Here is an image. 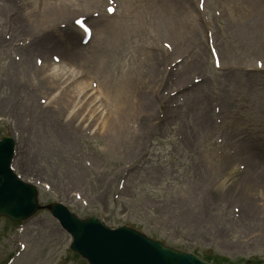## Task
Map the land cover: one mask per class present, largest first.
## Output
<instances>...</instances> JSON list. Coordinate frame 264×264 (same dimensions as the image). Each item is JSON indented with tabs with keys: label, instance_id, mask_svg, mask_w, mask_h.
Returning <instances> with one entry per match:
<instances>
[{
	"label": "rangeland",
	"instance_id": "rangeland-1",
	"mask_svg": "<svg viewBox=\"0 0 264 264\" xmlns=\"http://www.w3.org/2000/svg\"><path fill=\"white\" fill-rule=\"evenodd\" d=\"M111 1L115 28L104 35L117 40L112 67L123 63L140 75L153 105H139L129 134L117 142L103 136L107 105H100V120L84 123L71 147L19 137L13 115L0 107V138L10 133L16 153L26 143L30 156L27 171L16 173L39 184V205L59 202L79 218L127 225L200 258L264 263V0H140L139 18L124 17L125 0H99L72 17L95 33L100 23L89 18L104 17ZM1 31L10 36L7 23ZM166 43L169 59L148 70V51H166ZM6 63L0 57V98ZM20 159L15 154V166ZM252 171L262 181L245 185ZM220 194L211 205L209 197ZM70 241L48 210L17 223L0 218V264H87Z\"/></svg>",
	"mask_w": 264,
	"mask_h": 264
},
{
	"label": "bare ground",
	"instance_id": "bare-ground-1",
	"mask_svg": "<svg viewBox=\"0 0 264 264\" xmlns=\"http://www.w3.org/2000/svg\"><path fill=\"white\" fill-rule=\"evenodd\" d=\"M143 1L149 6L160 5L158 1ZM39 2L0 0V57L1 60H7L4 68L5 78L1 82V87H5L7 92L0 98V107L8 109L10 115H13L19 137L23 132L27 140L39 146H42L44 141V144L48 143L49 146L51 143H57L71 147L81 126L84 123H97L101 116L98 111L100 105H107L101 126L103 136L111 142L123 140L129 134L130 121L135 116L139 117V105H153L154 98L151 89L148 90L146 84L143 86L141 76L131 74L128 65L122 63L119 70L116 66L112 67L118 46L117 40L110 37L109 42L104 34L108 30L107 27L115 28L112 18L117 13L98 18V21L89 18L90 22H99L100 27L97 32L92 31L89 42L82 47L76 46V43L79 37L80 41L84 38V33L74 25L71 18L76 17L72 16L78 13L77 11L82 12L91 8L90 6L98 5L99 0ZM123 3L124 17H140V0H125ZM6 23L10 36H5L7 33L4 31L2 38L1 30ZM137 29L139 31V27ZM52 51H61L64 56L61 54L62 58H59L58 54ZM170 53L169 43L166 51H148V70L154 72L165 58L169 59ZM56 60L62 61L55 64ZM153 72L151 76L157 82L159 71L157 76L152 75ZM93 80L97 83L100 95L98 100L90 88ZM38 96L45 98L43 106H36L40 105L36 102ZM43 97H38L37 101H41ZM35 110L40 115L32 117ZM62 112L63 121L60 120ZM34 121L38 126L34 125ZM76 122L78 126H75ZM26 146L24 143L16 153V156L21 157L17 166L13 162L15 171L20 169L22 174L27 171L23 164L24 158H30L25 153ZM261 181L257 177V171H252L245 179V185ZM225 195H211L208 200L213 205ZM209 216L211 220L214 218L211 212ZM184 217L194 221L190 215L185 214ZM216 230L218 231L217 228ZM262 230L264 231V228Z\"/></svg>",
	"mask_w": 264,
	"mask_h": 264
},
{
	"label": "water",
	"instance_id": "water-1",
	"mask_svg": "<svg viewBox=\"0 0 264 264\" xmlns=\"http://www.w3.org/2000/svg\"><path fill=\"white\" fill-rule=\"evenodd\" d=\"M13 140L5 135L0 140V216L21 220L38 208L36 190L23 183L10 170ZM71 234V249L89 264H208L192 254L178 253L152 241L136 231L118 227L108 229L96 218L79 220L58 203L45 206Z\"/></svg>",
	"mask_w": 264,
	"mask_h": 264
},
{
	"label": "trees",
	"instance_id": "trees-1",
	"mask_svg": "<svg viewBox=\"0 0 264 264\" xmlns=\"http://www.w3.org/2000/svg\"><path fill=\"white\" fill-rule=\"evenodd\" d=\"M207 259H210L209 256H206Z\"/></svg>",
	"mask_w": 264,
	"mask_h": 264
},
{
	"label": "snow or ice",
	"instance_id": "snow-or-ice-1",
	"mask_svg": "<svg viewBox=\"0 0 264 264\" xmlns=\"http://www.w3.org/2000/svg\"><path fill=\"white\" fill-rule=\"evenodd\" d=\"M110 11H111V9H110Z\"/></svg>",
	"mask_w": 264,
	"mask_h": 264
}]
</instances>
